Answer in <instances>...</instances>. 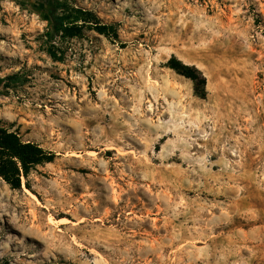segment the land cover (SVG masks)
Wrapping results in <instances>:
<instances>
[{"label":"rangeland","instance_id":"rangeland-1","mask_svg":"<svg viewBox=\"0 0 264 264\" xmlns=\"http://www.w3.org/2000/svg\"><path fill=\"white\" fill-rule=\"evenodd\" d=\"M42 2L0 0V126L55 153L0 177V264H264V0Z\"/></svg>","mask_w":264,"mask_h":264},{"label":"trees","instance_id":"trees-1","mask_svg":"<svg viewBox=\"0 0 264 264\" xmlns=\"http://www.w3.org/2000/svg\"><path fill=\"white\" fill-rule=\"evenodd\" d=\"M44 8L49 17L52 31L55 34H65L73 28L70 22L78 20L89 21L87 15L79 16V14H58L57 7L50 4L47 0ZM88 13V12H85ZM99 33H106V26H97ZM168 66L179 74H182L192 80L194 91L200 97L206 95V78L200 70L194 66L184 64L182 61L172 56L168 62ZM2 78H0V83ZM55 157V153L42 148L39 144L32 141H24L20 136L7 128L0 126V177L13 189H20L22 185V177L25 178V185L29 187L28 176L31 170L37 165L51 162Z\"/></svg>","mask_w":264,"mask_h":264}]
</instances>
